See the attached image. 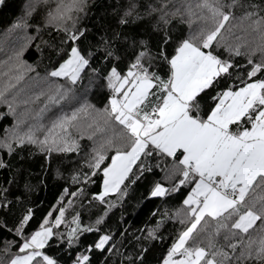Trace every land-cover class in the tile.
I'll use <instances>...</instances> for the list:
<instances>
[{
    "label": "snow or ice",
    "instance_id": "obj_1",
    "mask_svg": "<svg viewBox=\"0 0 264 264\" xmlns=\"http://www.w3.org/2000/svg\"><path fill=\"white\" fill-rule=\"evenodd\" d=\"M46 3L28 0L0 40L12 53L0 120L13 118L0 136V172L11 173L0 264H146L168 222L180 228L162 264H264V0H117L92 28L89 0H57L37 21ZM25 78L39 91L23 94ZM68 100L70 115L51 111ZM92 112L101 119L85 134L78 120ZM34 151L49 164L57 154V179L74 188L40 217L17 167ZM138 184L144 200L181 206L134 228L125 205Z\"/></svg>",
    "mask_w": 264,
    "mask_h": 264
},
{
    "label": "trees",
    "instance_id": "obj_2",
    "mask_svg": "<svg viewBox=\"0 0 264 264\" xmlns=\"http://www.w3.org/2000/svg\"><path fill=\"white\" fill-rule=\"evenodd\" d=\"M56 2L57 0H47L46 4H42L40 6L39 14L35 17V19L37 21L42 20L44 15L49 10V6L54 8ZM27 3L28 0H2V2H0V40L4 39L3 29L23 14ZM116 3L117 0H89L91 8L88 12L87 18L82 22L87 24L89 28H92L101 19H110L112 12L110 6ZM106 12L108 13V16H105ZM181 30L187 32V27L183 26ZM44 38H48L47 34H45ZM9 39L11 40L13 38L9 37ZM249 39L252 38L249 37ZM11 54L10 44L7 46L0 45V85H2L4 81L3 73L8 70L5 67V64ZM258 58L259 57H257V59ZM24 59L29 63H35L38 60L35 48H32L26 52ZM46 63L47 61H45V64ZM43 69L44 65H41L39 69L41 74H43ZM31 75L34 76L35 74L33 73ZM18 88L24 90L23 94L25 95L39 91V86L34 83V81L27 78L19 83ZM85 98L97 108L103 107L102 97L99 95L98 91L94 92L92 89H89L88 96ZM76 107H79V105L74 100H68L63 102L62 111L58 109H52L51 111L56 112L58 115L64 113L70 115ZM0 111H6L3 105H0ZM45 117L44 123L49 124L50 114L45 113ZM100 119V116L95 112L83 114L78 120V128L81 132L87 134L90 131L89 125L100 121ZM12 121V117L0 120V136H3L4 129L6 127H10ZM97 136L99 137L100 134L97 133ZM81 143L82 145H91V141H88L87 139L82 140ZM24 156V161L17 163V167H22L24 169L21 187L23 186L24 181H28L34 186L31 198L35 200L39 206L37 216L40 217L41 214H46L47 211L53 209V206L57 204V201L65 186L69 187L71 190H74V188H72L70 182L63 179H57V168L61 167L56 159L57 154L53 153L51 164H49V161L46 160L45 156L39 151H34L31 155L24 153ZM17 159L19 161V158ZM9 175H11V173L0 172V183H3L5 177ZM64 175L67 176L68 173L65 172ZM144 193L145 185L138 184L134 186L133 190L129 192L127 197L125 216L127 217L128 222L132 224L134 228H144L146 225H148L151 220V213L158 207L160 211L163 212L165 209L168 211H173L181 206L182 197L179 199L170 200L165 204L158 199L154 201L144 200ZM120 215V210L117 209L116 216L113 217L112 220H109V223H112L113 220H118ZM85 219H87V214L85 215ZM156 219H159V217ZM179 228L180 225L178 223L173 225L172 222H168L166 224L165 228L162 229L166 239L163 242H155V245L150 248L146 258V264H162L163 256L166 255L167 249L172 243V239L167 237L174 236Z\"/></svg>",
    "mask_w": 264,
    "mask_h": 264
},
{
    "label": "rangeland",
    "instance_id": "obj_3",
    "mask_svg": "<svg viewBox=\"0 0 264 264\" xmlns=\"http://www.w3.org/2000/svg\"><path fill=\"white\" fill-rule=\"evenodd\" d=\"M35 83V82H34ZM33 84V83H32ZM30 87V86H29ZM24 91V90H23Z\"/></svg>",
    "mask_w": 264,
    "mask_h": 264
}]
</instances>
